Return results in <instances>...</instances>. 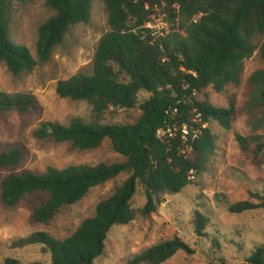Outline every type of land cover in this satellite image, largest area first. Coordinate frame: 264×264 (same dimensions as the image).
<instances>
[{"label": "trees", "instance_id": "trees-1", "mask_svg": "<svg viewBox=\"0 0 264 264\" xmlns=\"http://www.w3.org/2000/svg\"><path fill=\"white\" fill-rule=\"evenodd\" d=\"M33 0H0V63L14 76H21L50 61L71 29L89 24L93 0H46L55 15L39 28L37 59L25 46L11 40V16L14 5ZM110 31L100 40L90 76L77 74L57 84L62 99L86 102L96 118L94 124L74 119L69 126L44 122L35 132L42 141L69 143L86 151L100 148L110 140L124 162L78 165L64 169L49 167L44 174L23 171L6 177L1 183V199L8 207L37 192L49 195L47 202L33 214L43 225L52 224L66 208L80 203L98 186L127 174L128 179L101 201L94 217L82 223L65 240L45 232L14 241L15 249L40 245L51 254L50 264H95L105 254L106 243L115 226H127L135 218L132 201L142 189L145 206L142 214H155L164 195L180 194L193 178L206 170L216 149V137L210 125L231 130L241 111L236 97L229 98L227 109L198 95L212 88L223 94L239 87L245 62L257 47L255 33L264 36V0H104ZM158 10H163L173 29L156 35L148 25ZM264 59V44L261 48ZM141 92L150 98L138 103ZM248 112L264 114V70L247 81ZM139 108L141 116L134 124L114 125L101 122L114 110ZM17 111L39 114L42 109L30 94L0 93V113ZM200 116V122L196 118ZM189 125L201 129L195 142L185 143L180 133L159 138L163 128ZM206 125V128H202ZM242 154L253 164L264 155V135H236ZM24 159L23 151L0 149V170L15 168ZM264 210V193H251V200L230 207L234 214ZM196 234L204 236L209 219L195 214ZM179 252L192 253L179 237L155 245L130 264H165ZM6 264H20L8 259ZM244 264H264V246H258Z\"/></svg>", "mask_w": 264, "mask_h": 264}, {"label": "rangeland", "instance_id": "rangeland-1", "mask_svg": "<svg viewBox=\"0 0 264 264\" xmlns=\"http://www.w3.org/2000/svg\"><path fill=\"white\" fill-rule=\"evenodd\" d=\"M55 12L47 7L46 0H33L14 5L11 16V40L17 46L27 47L37 59L39 28ZM149 28L156 35L170 32L172 25L163 10H158ZM110 31L104 0H93L89 24L71 29L50 61L37 66L34 71L21 76L11 74L0 63V93L33 95L42 112L22 114L17 111L0 113V149H20L24 159L15 168L0 170V264L16 259L20 264H50L51 254L43 246L15 249L14 241L35 233L45 232L57 240L73 235L84 221L95 216L99 203L109 198L116 187L122 185L127 174L104 185L93 188L78 204L64 209L50 225L34 220V212L43 206L49 195L37 192L23 197L14 207L6 206L1 199V183L23 171L36 175L46 173L49 167L64 169L78 165L124 162L126 159L115 152L110 140L95 150L81 151L69 143L42 141L35 132L44 122H58L69 126L74 119L94 124L92 107L86 102L62 99L56 88L77 74L90 76L94 70V58L100 40ZM257 47L254 55L245 62L242 83L229 87L223 94L212 88L197 96L199 101H210L214 106L227 109L229 98L236 97L241 113L231 130L219 124L210 125L216 137V149L209 157L206 170L193 178V183L180 194L164 195L155 214H142L146 200L142 189L132 201L134 220L127 226H115L106 243L105 254L95 264H130L147 249L162 242L181 238L192 253L179 252L165 264H244L258 246H264V210L234 214L230 207L250 201L251 193H264V155L253 164L241 152L236 135H264V114L248 112L249 96L247 81L253 73L264 70L261 48L264 36L252 35ZM150 98L141 92L138 103ZM141 116L137 107L133 110H114L102 117L104 124H134ZM200 212L209 219L204 236L196 234L195 214Z\"/></svg>", "mask_w": 264, "mask_h": 264}, {"label": "built area", "instance_id": "built-area-1", "mask_svg": "<svg viewBox=\"0 0 264 264\" xmlns=\"http://www.w3.org/2000/svg\"><path fill=\"white\" fill-rule=\"evenodd\" d=\"M149 26L150 25H148V28ZM195 121L196 123L200 122V116H198ZM202 128H206V125H203ZM177 133H180L182 140L185 143H188V142H195L201 135L202 130L197 129L195 127H190L189 125H184L182 127H174V128L169 127V128L160 129L157 132V135L161 139L167 137L173 138L177 135Z\"/></svg>", "mask_w": 264, "mask_h": 264}]
</instances>
